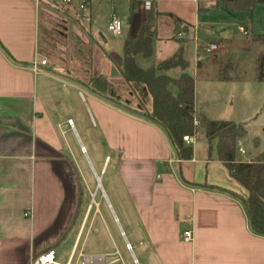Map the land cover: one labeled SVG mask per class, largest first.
Listing matches in <instances>:
<instances>
[{
	"label": "crops",
	"instance_id": "0c3cea01",
	"mask_svg": "<svg viewBox=\"0 0 264 264\" xmlns=\"http://www.w3.org/2000/svg\"><path fill=\"white\" fill-rule=\"evenodd\" d=\"M94 1L88 0L90 17ZM102 1L111 5L107 27L112 14L120 19L123 42L155 15L153 64L173 56L181 45L189 64L184 49L190 37L179 41L176 33L183 26L210 29L205 35L215 40H199L217 44L218 50L206 64L201 61L208 55L195 54L192 72L186 70L194 79L195 117L243 125L242 118L264 111V82L257 74L249 81L239 63L223 57L230 45L238 52H243L240 44L257 45L251 37L264 33L252 34L254 24H244V15L264 4L251 12L228 13L213 0H181L194 14L188 18L166 3L175 0H155L150 15L138 0ZM53 10L67 13L55 0H0V264H29L50 249L59 264L71 255V264H80L84 255H104L113 264H264V237L250 231L240 201L248 193L211 150L203 130L195 129L186 150L177 149L159 126L95 95L48 63L38 74L31 72L35 54L43 58L41 30ZM219 12L222 21L214 16ZM102 41L99 76L112 83L120 76L123 54L116 58ZM258 48L255 72L264 54ZM139 59L145 58L135 57L143 69ZM229 71L234 79L225 78ZM86 146L96 162L103 159L99 174L94 170L96 190H103L99 202L90 193L85 203L82 192L87 183L76 154L91 163ZM245 152L247 159L240 160L236 150L235 162L250 163L261 154ZM110 163L105 190L102 181ZM185 232L192 233V242L183 240Z\"/></svg>",
	"mask_w": 264,
	"mask_h": 264
},
{
	"label": "trees",
	"instance_id": "16d2710c",
	"mask_svg": "<svg viewBox=\"0 0 264 264\" xmlns=\"http://www.w3.org/2000/svg\"><path fill=\"white\" fill-rule=\"evenodd\" d=\"M216 3L228 13L251 12L255 5L264 4V0H216ZM155 20V15H150L136 34L123 42L120 80L121 85L129 89L132 99L126 98L124 104L121 103V97L116 93L119 91L115 88L117 84L109 83L101 76L89 79L87 87L95 95L159 126L177 149L186 150L184 138L200 127L211 150L216 151L230 176L248 193L247 198H240V201L247 212L250 231L264 237V155L256 156L250 163L235 162L236 143L246 134L242 125L208 120L204 115L196 117L198 127L193 125L194 79L186 72L189 64L183 58L182 45L173 56L149 69H141L136 64V56L145 59L152 56ZM254 39L264 40V35L254 36ZM257 65V80L264 82V54L258 57ZM175 73L177 76L172 75ZM133 99L137 102L136 108L130 107ZM190 156L183 155L182 158Z\"/></svg>",
	"mask_w": 264,
	"mask_h": 264
},
{
	"label": "rangeland",
	"instance_id": "374dc122",
	"mask_svg": "<svg viewBox=\"0 0 264 264\" xmlns=\"http://www.w3.org/2000/svg\"><path fill=\"white\" fill-rule=\"evenodd\" d=\"M202 1L204 0H200V2ZM55 2L61 6V8H64L65 12L67 13L63 14L53 10L55 14L50 15L49 19L46 18L48 25H43L44 29L41 30L40 49L43 54L42 56L47 60V63L50 67L55 68L57 71H59V73L76 81L80 86L88 88V80L100 75L99 67L104 58L101 51L99 50L100 48L98 41L103 42L102 40H105L107 42L106 48L111 53H113L116 58L122 57L123 54V36L114 37L107 30L108 15L111 8L110 2L102 0L94 1L92 4V17H90L88 5L85 10H79L76 7L77 5H75V2H72V4L69 5L62 4L61 1ZM174 2L177 3H171L168 1L166 3L174 7L176 12L186 15L188 18H193L194 14L192 11H190V4H185L181 0H175ZM118 4L119 3H114L115 7ZM255 11L256 12H254L252 15H244L246 20L244 24L248 25L252 24L253 22L254 29L252 34L254 35L260 32L264 33V5L260 6V8H256ZM214 16L216 20L220 21L224 19L222 17H225L221 12L214 14ZM89 29L96 38L88 33ZM208 30L210 29L205 27V25H201L198 32L199 38L201 39L203 37L205 39L215 40V37L213 38V36L212 38L206 36ZM214 31H218V29L215 28ZM245 38L243 36H239V40H244ZM247 39L248 38H246L244 41H247ZM251 40L256 42L257 45L255 46L254 44L248 43V45L240 44L243 52H238L236 49L237 47L235 48V46L230 45L228 51L223 56L225 61L229 64L239 63L242 66V69L246 70L245 73L249 81L253 80L255 74H257V71L255 72L252 63L259 51L258 47H260L264 53V40H255L254 37H251ZM153 43L158 47L155 39H153ZM195 54L196 48L194 42L190 41L185 46L184 56L190 62L188 69H190L191 72L195 66ZM208 57L211 56H204L201 63L206 64L207 59H209ZM153 60H155L154 56H152L151 59H139L138 62L143 69H148L152 66ZM256 62L258 64V59ZM103 72L104 70L102 73ZM198 82L199 83H196V86L198 85L200 90L202 83L201 81ZM112 83L117 84L115 88H117L119 91L116 93L121 97V103L124 104L126 98H133L131 96L132 94L128 91L129 89L126 86L121 85L120 76L115 79V81H112ZM242 99L243 102L248 103L245 101L244 96ZM136 106L137 102L135 99H133L130 107L136 108ZM244 106L246 107L245 113H249L250 107L247 105ZM242 119V126L246 131V137L244 136L245 140L242 144L243 147L247 152L249 151L251 155H257L259 153H261L260 155H264V111H257L252 117L247 115ZM197 129H200V127ZM243 138L241 139L243 140ZM254 143L257 145L254 146ZM74 148L76 151L78 150V147L73 143V149ZM86 148L88 151V158L91 163H88L84 154H81L80 152H77L76 154V162L79 164L83 177H85L87 183V186H84L83 184L82 192L85 196V203L92 199L90 193H95L94 199L96 202H99L101 200L103 190H96L97 181L95 180L94 170L99 174L103 159L96 162L92 148L89 146H86ZM236 156L237 159L246 160L248 154L243 156L237 154ZM107 165L108 163H106L105 169ZM113 166V163L109 164L104 176L105 180L102 181V186L105 190H107L106 179L112 174ZM103 175L104 172L102 176ZM106 205V201L103 200L101 207L104 208Z\"/></svg>",
	"mask_w": 264,
	"mask_h": 264
},
{
	"label": "built area",
	"instance_id": "2783aa9c",
	"mask_svg": "<svg viewBox=\"0 0 264 264\" xmlns=\"http://www.w3.org/2000/svg\"><path fill=\"white\" fill-rule=\"evenodd\" d=\"M61 1L62 4L69 5L72 2H76L78 4L79 10H84L88 5V0H55ZM115 1V0H110ZM141 3L142 10L145 14L150 15L153 7V3L155 0H138ZM196 1V0H193ZM109 33L114 36L118 37L121 35L122 32V23L120 19L115 15L112 14L109 19L108 27ZM239 31L243 34L246 32L240 28ZM199 28L197 25L191 27H181L179 31L176 33V38L179 40H183L186 37H190V40L194 42L196 48V54H204V55H212L218 50V46L215 43H201L198 37ZM47 65V60L45 58H41L40 55L37 53L35 54L33 61L30 65L31 72L36 75L40 72V68ZM82 97V93H80ZM69 126L72 127L71 121H68ZM193 125L198 127L199 123L194 116ZM184 141L188 143L194 142L193 136L192 137H185ZM238 153L243 156L245 155V150L242 146L240 140L236 143ZM183 240L185 242H192L193 237L191 232H185L183 234ZM129 247V246H127ZM72 255L70 256L69 261L66 264H71ZM115 261H108L107 257L104 255H84L82 256L80 264H113ZM29 264H59L55 261V252L53 249L47 250L44 253L34 256L31 258Z\"/></svg>",
	"mask_w": 264,
	"mask_h": 264
},
{
	"label": "water",
	"instance_id": "95a60500",
	"mask_svg": "<svg viewBox=\"0 0 264 264\" xmlns=\"http://www.w3.org/2000/svg\"><path fill=\"white\" fill-rule=\"evenodd\" d=\"M225 78L226 79H234V75L229 71V72H226V75H225ZM188 145V142L187 141H184V146H187Z\"/></svg>",
	"mask_w": 264,
	"mask_h": 264
}]
</instances>
